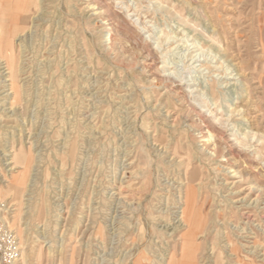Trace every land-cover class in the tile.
I'll list each match as a JSON object with an SVG mask.
<instances>
[{
  "label": "rangeland",
  "instance_id": "rangeland-1",
  "mask_svg": "<svg viewBox=\"0 0 264 264\" xmlns=\"http://www.w3.org/2000/svg\"><path fill=\"white\" fill-rule=\"evenodd\" d=\"M2 6L0 264H264V0Z\"/></svg>",
  "mask_w": 264,
  "mask_h": 264
},
{
  "label": "bare ground",
  "instance_id": "bare-ground-1",
  "mask_svg": "<svg viewBox=\"0 0 264 264\" xmlns=\"http://www.w3.org/2000/svg\"><path fill=\"white\" fill-rule=\"evenodd\" d=\"M2 2L5 3V0H0V10L3 8ZM2 24L4 25V23H2V22L0 23V45L1 46H2V44H1L2 40H4L3 38H5L7 35L6 29H4V26ZM210 152H212V151H210ZM18 155H17V157L20 156V155L19 156ZM211 155H212V153H211ZM20 159H21V161H23V158H19V160ZM23 163H24V161H23ZM196 193H197L196 190H194L192 187L187 188L185 196H184L185 199L183 201V209L181 210V212L179 214L180 226L184 227L187 230V235L189 237L196 235L197 232L204 225V217H203L202 213L200 212V209L196 206V202H195V200L197 199ZM195 249H196V245L194 243L184 242L182 244V252H183L184 258L180 264H189V263H186L184 261H189L190 259H192V256H193ZM23 264H25V263H23Z\"/></svg>",
  "mask_w": 264,
  "mask_h": 264
},
{
  "label": "built area",
  "instance_id": "built-area-1",
  "mask_svg": "<svg viewBox=\"0 0 264 264\" xmlns=\"http://www.w3.org/2000/svg\"><path fill=\"white\" fill-rule=\"evenodd\" d=\"M3 226H2V223H1V220H0V256H3L5 257V259L7 258H11L13 256V253L11 254V251L9 250L8 253L5 252V249H4V246H3V243H2V236H3Z\"/></svg>",
  "mask_w": 264,
  "mask_h": 264
}]
</instances>
